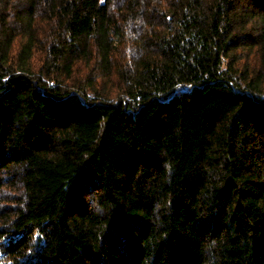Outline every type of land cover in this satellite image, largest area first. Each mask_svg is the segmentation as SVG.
Listing matches in <instances>:
<instances>
[{
    "label": "trees",
    "instance_id": "16d2710c",
    "mask_svg": "<svg viewBox=\"0 0 264 264\" xmlns=\"http://www.w3.org/2000/svg\"><path fill=\"white\" fill-rule=\"evenodd\" d=\"M0 250L264 264V0H0Z\"/></svg>",
    "mask_w": 264,
    "mask_h": 264
},
{
    "label": "rangeland",
    "instance_id": "374dc122",
    "mask_svg": "<svg viewBox=\"0 0 264 264\" xmlns=\"http://www.w3.org/2000/svg\"><path fill=\"white\" fill-rule=\"evenodd\" d=\"M41 26H44V25H41ZM43 39H45V37ZM35 56L37 59H39L40 57L38 52L36 53ZM38 62L39 61H37V63ZM77 66L78 67L76 68L73 75H75L76 77L75 79H77L78 81H83L86 78V76L90 73V75L92 76L95 82V85L103 89L105 87L108 90L109 89L113 90L115 86H118L120 84V80L117 77H113V76H109L107 78L103 77L105 74L104 71L99 70V67H94L92 63L91 64H79ZM37 237H38V233L36 232L31 236L30 243H33V241H35ZM16 258L17 257L8 255L7 253L0 250V264H15Z\"/></svg>",
    "mask_w": 264,
    "mask_h": 264
}]
</instances>
